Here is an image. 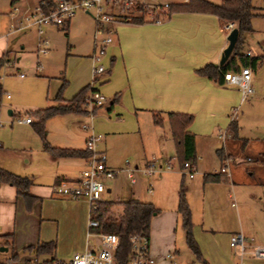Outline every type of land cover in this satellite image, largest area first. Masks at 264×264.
<instances>
[{
    "label": "crops",
    "instance_id": "1",
    "mask_svg": "<svg viewBox=\"0 0 264 264\" xmlns=\"http://www.w3.org/2000/svg\"><path fill=\"white\" fill-rule=\"evenodd\" d=\"M25 1L9 0V8L13 3L22 4ZM34 1L36 0H32V3ZM184 1L186 0L173 3ZM147 2L158 3L156 0ZM251 4L258 14L250 19L251 30L241 34L238 50L249 58H259V62L255 69L250 68L252 92L242 101L236 87L219 85L195 72L206 63L217 65L221 51L227 44L225 37L228 31L222 29L218 19L212 14L173 12L168 16L161 15L165 17L163 19H145L140 24L119 22V25L116 22L113 42L107 47L103 59L105 71L93 83V88L106 97L105 103L95 109V116L91 120H87L86 114L69 113L50 117L44 122L46 140L53 147L83 150L90 133L99 136L96 148L104 153L106 167L116 171L105 185L103 200L108 201L107 195L111 194L114 197L111 201L133 197L154 206L156 213L149 219L147 238L148 254L155 264H165L164 255L168 251L174 253L176 264H183L178 257L179 239L185 244L184 231L176 211L180 184L183 185L190 212L192 236L202 259L196 260L189 251L191 264L196 263L195 261L200 264H251L253 262L250 259L255 258L252 255L253 247L264 245V201L261 200H264V166L251 164L247 173L251 176L257 168V177H241L242 182L239 180L237 185L233 184V175L238 168L236 165L243 163L245 159L256 160L264 152V0H251ZM9 8L5 13L8 25L11 23ZM77 13L92 21L88 15L77 11L63 28L45 27L44 34L48 40L51 30L64 31L67 36L70 20ZM8 25L0 30V57L7 52L8 58L5 65L17 62L19 57L16 53L24 49L28 40L33 39L35 43L36 38L33 28L9 32ZM93 27L91 25L86 35L89 42L87 53L71 54L76 66L80 67L75 74L65 71L66 75L55 77L33 72L32 77L25 79V74L18 73V77L23 78V84L36 87L28 95V102L24 105L28 108L22 115L19 111L15 112L12 105L23 106L15 100L11 102V98L19 91L3 80L0 82L2 94L10 100L3 104L0 102V108L10 112L7 113L9 118L4 121L5 126H0V167L3 168L4 165L5 170L29 178V192L38 199L26 211L20 198L15 196L14 188L8 184H0V236L11 234L10 248L3 246V239L0 238V247L6 248L5 251L0 250V264L15 253L18 254L17 259L10 261L16 264L66 263L74 252L95 249L97 246L95 237L86 236V200L61 198L52 192L55 184L73 181L78 177L85 164V157H56L44 151L30 122H16L23 116H28L33 121L34 117L30 112L52 104L62 79L66 81L62 90L65 100L91 83L89 56ZM34 52L36 54V49ZM45 85L47 90L43 89ZM114 95L116 100L110 104ZM233 109L238 112L233 120L236 125L234 138L226 130ZM167 112L192 115L187 130L194 136L195 174L214 173L215 169L199 168L198 162L206 148L213 152L219 162L216 150L221 148L228 156L227 172L231 183L205 182L202 178L197 181L193 176L186 185L181 170L172 171L170 167L162 170L154 182L161 189L170 185V191L161 197L153 193L151 187L146 189L148 196H139L136 188L132 187L141 182L140 177L135 178L137 172L133 174L134 181L129 183L131 186H125V161L128 162V167H141L151 159L162 164L163 160L170 161L171 157H175V147L165 118ZM154 113H159L162 117L160 124H154ZM246 113L251 116H254L252 113H258L259 118L255 120L256 131L250 134L247 132L251 124H247L243 117ZM83 125L90 128H83ZM219 127H225L227 136L223 141L216 138V129ZM16 161L21 167L15 166ZM7 162L11 166H5ZM221 164L219 162V166ZM28 169L34 170L30 177L26 176ZM163 171L165 176L161 175ZM237 172L240 174V171ZM177 174H181L179 186ZM251 182L260 185L261 196L246 194L245 185ZM120 183L124 185V191L119 186ZM193 190L197 192L198 199L190 202L187 193L190 194ZM235 192L240 199L239 207L234 202ZM255 200L262 201L263 215L259 209L257 213L250 208ZM233 233H240L245 238L246 252L242 257H237L236 253L234 257L230 253L228 239ZM51 240L55 242V249L51 254L34 257L21 253L26 245ZM64 249L66 252L63 253ZM65 257L68 259H64ZM258 262L264 263V259Z\"/></svg>",
    "mask_w": 264,
    "mask_h": 264
},
{
    "label": "built area",
    "instance_id": "2",
    "mask_svg": "<svg viewBox=\"0 0 264 264\" xmlns=\"http://www.w3.org/2000/svg\"><path fill=\"white\" fill-rule=\"evenodd\" d=\"M25 8L19 10L18 4L10 6L9 32H16L33 28L35 30V49L37 55H44L49 50V40L44 34L47 26L63 28L69 19L77 12L81 11L88 15L94 24L92 33L91 54V83L88 84V91L84 98V109L86 115L91 120L93 109L100 107L105 102L104 96L93 88V83L98 75L105 71L103 59L106 49L112 44L114 39V28L112 24L116 22H127L130 11H140L146 9L148 19L153 20L156 15L164 14L168 3H147L146 0H51L47 4L45 0H36L32 4L24 5ZM128 15V16H127ZM125 19L123 20V17ZM156 18V19H157ZM233 28L231 23L222 26V29L229 31ZM6 61L4 62V64ZM222 85L234 86L238 89L240 100L242 101L252 92L250 85V69L240 67L237 71H226L222 75ZM236 119L235 110L230 115V121ZM16 122L29 123L30 117L23 116ZM89 126L83 125V128ZM90 128V127H89ZM225 132L219 135L221 141L225 137ZM99 136L90 133L84 144V149L88 152L85 157V164L79 171L78 177L73 181H64L55 184L52 192L55 196L67 199H85L88 205V218L86 222V236L95 237L97 246L95 249H85L81 252H74L66 263L56 264H118L115 252L119 246V237L114 233L94 232L92 228L98 226V222L92 218V214L97 210L98 203L102 201V193L105 189L106 181L114 176L116 171L111 170L105 165V155L96 148ZM124 171L130 182L134 181V172L143 176L151 177L158 175L162 170L171 167L170 161L163 160L158 164L157 160H149L141 167H128L125 161ZM181 172L192 178L195 174L194 163H183ZM219 172L229 176L227 168L219 167ZM149 191V189H148ZM130 255L126 264H155L154 259L148 254V238L143 233H131L128 235ZM228 243L230 248L238 257H242L246 252V241L240 233H233L229 236ZM253 257L264 259V245H256L252 249ZM165 264H176L174 253L168 251L164 255ZM5 264H16L7 259ZM27 264H37L36 262ZM197 264V263H192Z\"/></svg>",
    "mask_w": 264,
    "mask_h": 264
},
{
    "label": "trees",
    "instance_id": "3",
    "mask_svg": "<svg viewBox=\"0 0 264 264\" xmlns=\"http://www.w3.org/2000/svg\"><path fill=\"white\" fill-rule=\"evenodd\" d=\"M50 4L51 0H45ZM173 12H200L214 15L221 26L231 23L233 28L237 29L238 36L234 47L226 59V61L218 66L212 63H206L195 72L211 80L219 85H222V75L226 71H237L240 67H248L255 69L258 65L259 58L243 55L239 52L240 36L242 33L250 31V19L257 15L251 0H218L217 3L209 0H186L182 3H170L163 14L168 16ZM155 16L153 21L157 18ZM127 22L133 24H140L144 22L143 17H132ZM8 61L7 52L0 57V68L4 62ZM237 61L239 63H237ZM65 86L63 81L59 86L53 103L43 108L34 110L30 114L34 120L30 122L33 131L40 139L42 149L56 157H86L88 152L78 149L53 147L48 144L46 140V131L44 122L46 119L69 113L86 114L83 108L84 98L88 91V85L79 89L70 99L65 100L62 97V90ZM2 88L0 84V99ZM116 100V95L110 100L112 104ZM97 108V107H96ZM93 109V112L95 109ZM165 118L168 124L169 135L175 147V157L178 168L182 170L183 163H194L196 161L194 151V136L187 130V127L192 121V115L188 113L167 112ZM152 120L154 124H160L162 117L159 113H154ZM228 133L232 138L236 136V125L234 121H230L227 126ZM216 155L219 162L222 163L224 158L222 156V149L216 150ZM256 161H259L264 166V152L261 153ZM202 179L205 182L227 181L228 177L225 173L218 172L212 174H203ZM0 184H8L15 190V196L20 198L24 209L29 211L37 197L29 192L31 181L25 176L13 174L0 167ZM176 211L180 217L181 227L184 231V242L187 249L194 256L196 260H202L198 246L192 236L190 212L185 200L183 185L180 184L177 194ZM156 213V209L150 202L138 200L130 197L119 201L102 200L98 203L97 210L93 212L92 218L98 222V226L92 228L94 232L114 233L119 237V246L115 252V258L118 264H126L130 255V246L128 242V235L131 233H143L147 236L148 224L150 217ZM3 239L2 245L10 248L11 234L1 235ZM55 249V242L53 240L47 242H39L34 245H26L21 249V253L33 255L37 257L42 254H51ZM18 254H11L10 259L16 260ZM5 264V263H2Z\"/></svg>",
    "mask_w": 264,
    "mask_h": 264
},
{
    "label": "rangeland",
    "instance_id": "4",
    "mask_svg": "<svg viewBox=\"0 0 264 264\" xmlns=\"http://www.w3.org/2000/svg\"><path fill=\"white\" fill-rule=\"evenodd\" d=\"M176 1H179V0H156V2H158V3L159 2L160 3H173ZM209 1L215 2V3L218 2V0H209ZM25 2L26 3L18 4L19 10L24 9L25 4H27L28 6H29V4H32V0H26ZM8 8H9V0H0V30H2L3 28H6V24L8 25V19H7V16L5 14L6 11L8 10ZM128 15L129 16L138 15V16L143 17L144 20L148 19L147 18L148 13H147L146 9H142L140 11H130ZM154 15H157V14L155 13ZM130 18H132V17H130ZM159 18L163 19L165 17L159 16ZM124 19H125V16L123 17V20ZM92 22L93 21H91L88 17L84 16L83 14L77 13L70 20L69 31H68L67 36L64 35V33H65L64 31L51 30V33L48 34V36H49V50L45 55H38V57H36V54L34 52L35 43H34L33 39L32 40L30 39L27 41V44L25 45L24 49L22 51H18V53H16V56L19 57L17 62H10V64H6V65L3 64V66L4 65L5 66L0 68V82L3 80L10 87L16 88L19 91V93L15 97L11 98V102H13L15 100V102H18L17 104H19L20 106H23V107H18L16 105L15 106L12 105L15 112L19 111L22 115L23 111L27 110L28 107L24 106L28 102L27 97H28V95H30V93L33 91V89H36L35 86L23 84L21 82L23 78H19L18 73L25 74L24 75L25 79L28 77H32L33 72H36L37 75L47 74L49 76H55V77H59V76H62L64 74L66 75L65 71L69 72L70 74H75V72L77 70L79 71L80 67L76 66V62L71 57V54L75 53V54H79V55H85L87 53L88 48H89V42H87L86 35L89 33L88 32L89 28L91 29V25H94ZM116 24L117 23L112 24L114 30H115ZM119 25H120V23H119ZM8 30H9V25H8L7 31ZM63 81L65 82V86H66L65 80L62 79L61 83ZM65 86L63 87V89L65 88ZM43 89L47 90V85H45ZM104 98L106 101L105 96H104ZM6 101L10 102L9 99L5 98L4 93L1 94V99H0L1 104H3ZM1 104H0V106H1ZM1 108H0V120H1L0 126L4 125L5 124L4 121L9 118V116L7 115L6 109H4L3 107H1ZM83 108H84V105H83ZM232 111L230 113H232ZM235 112H236V114L238 113L236 109H235ZM253 114H254V116H251V114H249V113H246L245 115H243L245 122L247 124H251V127L249 126L250 129L247 132L248 134H250V132L256 131V129L254 128L255 120H258L259 118H257L258 113H252V115ZM93 116H95V115L93 114L92 118H93ZM87 118H88L87 120H89L88 116H87ZM229 118H230V115H229ZM83 119H85V118H83ZM30 127H31V125H30ZM258 127H260V126H258ZM224 128L225 127H219L218 130L216 129V131H217L216 138L218 139V141H220L219 135H221L225 132ZM249 151L250 150H248V152ZM172 156H173V154H172ZM222 156H223L224 160H223L221 166L224 165V167L227 168V166H229L228 156H227V154H225L223 152V150H222ZM17 162L18 161L15 162V166L20 165V167H21V164L19 162H18L19 164H17ZM170 163L172 165L171 166L172 171H178L179 170L174 156L171 157ZM7 164H8V162L5 163V166ZM251 164L252 165L253 164L254 165H261L259 161L246 160V159L244 160L243 163L236 165V167H238V168H236V172L240 171V174L238 172L236 174V172H235V175H233V180H234L233 184L234 185H237L236 182H238L241 179V177L242 178L246 177V179H252L253 177H257V173H258L257 168H255L253 175L250 176L247 173L248 171H250V165ZM7 166H11L10 163ZM198 166H199V168H202V170H204V169L205 170L206 169L207 170L215 169L214 173H218L219 167H220L219 162L215 158V155L213 154V152L209 151L208 148L204 149L203 157H202L201 161L198 162ZM3 168L6 169L4 167V165H3ZM26 172H27L26 176L30 177V175L34 173V170L28 169ZM16 175H18V174H16ZM161 175L165 176V171H163ZM19 176H22V175H19ZM138 177H140L139 180L141 179V182H139V183L137 182L135 185H132V187L136 188V191L139 192V196L140 195L148 196L149 194L146 193V189L148 187H151L153 193L157 194L159 197L163 196V194L165 192L168 193L170 191L169 190L170 185H166L167 187L162 188V189L157 188V186H155L154 182H156V180L158 179L157 175L151 176V177H146V176L141 175L140 173L139 174L135 173V178H138ZM176 177L178 179L177 182H178V186H179L181 174H177ZM262 177H264V176H262ZM183 178H184V182L186 185H188L189 182L192 180L186 174L183 175ZM194 178L197 181H201L202 174H200L199 172H196V174H194ZM108 181L109 180L106 181V184ZM226 182L231 183L230 180H227ZM239 182H242V181L240 180ZM129 183H130V181H129V179H127V180H125L124 184H125V186H128ZM119 186H122L121 187L122 191H124V188H125L124 185H122L120 183ZM129 186H131V184ZM259 188H260V185H258L255 182H251V184L245 185L246 194L247 193H253V194H256V196H261L259 193ZM196 193L197 192L194 190L190 194L187 193V195L189 196L190 202H192V200H194V199H195V201H197L198 196ZM107 197L109 198L110 201L114 198L111 194L107 195ZM185 199H186V195H185ZM144 200H146V199H144ZM239 200L240 199L238 198L237 193L235 192L234 193V202L238 207L240 206ZM261 200L264 201L262 198H261ZM261 202L255 200L254 202H252L250 204V208L256 212L259 209V211H261L260 213H262V215H263V208H262ZM48 209H49V207H48ZM49 212L53 213L52 210H50ZM179 243H180V245H179L180 254L178 257L179 261H181V263H183V264H191L190 263L191 257H190L189 250L187 249L185 244L183 242H181V239H179ZM229 249H230V253L232 254V256H234L235 253H233V251L230 247H229ZM67 251H68V248H67ZM64 252H66V249L63 250V253ZM243 258H246V257H243ZM64 259H68V257H65ZM250 260L253 262L251 264H264V263L258 262L260 259H257V258H251ZM195 262L200 264L198 261H195Z\"/></svg>",
    "mask_w": 264,
    "mask_h": 264
},
{
    "label": "water",
    "instance_id": "5",
    "mask_svg": "<svg viewBox=\"0 0 264 264\" xmlns=\"http://www.w3.org/2000/svg\"><path fill=\"white\" fill-rule=\"evenodd\" d=\"M237 36H238V32H237V29L236 28H231L227 34H226V41H227V44L226 46L222 49L221 51V54H220V57H219V60H218V63L217 65L220 66L222 65L226 59L228 58V56L230 55L233 47H234V44L237 40ZM8 114H10V112L8 111L7 112ZM0 250H6L5 247H0Z\"/></svg>",
    "mask_w": 264,
    "mask_h": 264
}]
</instances>
